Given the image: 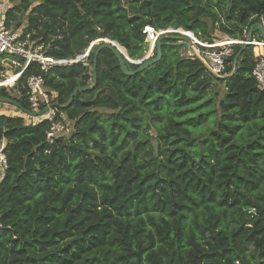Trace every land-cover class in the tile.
<instances>
[{
    "label": "trees",
    "instance_id": "obj_1",
    "mask_svg": "<svg viewBox=\"0 0 264 264\" xmlns=\"http://www.w3.org/2000/svg\"><path fill=\"white\" fill-rule=\"evenodd\" d=\"M11 1L7 26L16 14L25 20L19 41L72 63L44 72L31 62L16 96L0 88V103L21 113L0 112V264H264V91L252 76L254 47L234 45L225 75L238 55L235 73L222 79L181 52L179 34H167L160 61L133 76L108 49L94 68L92 45L116 43L132 73L148 51L146 26L211 45L215 31L241 41L248 25L261 42L264 0ZM4 60L24 64L0 54V73ZM30 76L42 77L56 121L70 124L51 145L49 122L31 127L24 114ZM12 82L11 74L1 83ZM85 86L93 87L65 107Z\"/></svg>",
    "mask_w": 264,
    "mask_h": 264
},
{
    "label": "built area",
    "instance_id": "obj_2",
    "mask_svg": "<svg viewBox=\"0 0 264 264\" xmlns=\"http://www.w3.org/2000/svg\"><path fill=\"white\" fill-rule=\"evenodd\" d=\"M9 3L7 0H0V54L17 56L24 60V64L21 66L19 73H14L13 84L9 87H14L18 81L21 73L27 68L31 62H36L40 65L42 71L46 72L52 66L69 65L72 62H58L51 59L44 58L41 54L34 53L31 50L25 48V45L19 41V37L15 34L6 24V13L8 11ZM247 28L244 27L243 33H247ZM143 33L146 36V42L149 45L154 46L159 36V32L155 31L149 26L143 29ZM241 41L225 40L227 43H213L211 45H203L205 48L195 49L197 58L201 61L207 71L213 76L222 77L225 75L227 60L233 55L234 45H244L255 47V41L248 40L243 37ZM255 45V46H254ZM262 49L264 48V41L260 43ZM192 48L193 45L191 44ZM188 49V48H187ZM256 63L252 70V76L257 82L259 88L264 91V52L255 56ZM79 61V60H76ZM14 63V61H11ZM19 65V64H18ZM27 85V100L30 108V113L37 114L36 116H30L32 118L30 126L34 127L39 122H49V128L45 133V140L48 145H51L53 141L59 136L66 134L70 131V124L68 122L56 121L57 111L54 108V104L50 103L47 94L43 89L44 81L41 76H30L26 81ZM1 87V86H0ZM34 118H39L35 121ZM4 141H0V180L4 177L7 170V160L3 153Z\"/></svg>",
    "mask_w": 264,
    "mask_h": 264
},
{
    "label": "rangeland",
    "instance_id": "obj_3",
    "mask_svg": "<svg viewBox=\"0 0 264 264\" xmlns=\"http://www.w3.org/2000/svg\"><path fill=\"white\" fill-rule=\"evenodd\" d=\"M8 3H9V7L10 6H13V2L11 0H7ZM8 7V8H9ZM24 16L22 14H16V17L15 19L13 20V22L11 23V25L9 26V29H11L15 34L18 35V37L20 38V35L22 33V29L24 28ZM175 31V30H174ZM173 30H164V31H159V35L161 34H164V35H167V34H179L180 36L186 38V40H181L180 42H182L186 47L187 46H190L191 44L193 45V49H197L198 47L200 48L203 47L205 48L206 46H203V45H207V44H204V43H201L200 41L196 40L193 35L191 33H185L181 30H179L178 32H174ZM243 32V31H242ZM243 34V37L247 38L248 39V35L247 33H242ZM216 36V37H215ZM214 37H215V42L214 43H224L226 42L225 40H228V38H226L224 35L220 34L218 31H215L214 32ZM252 40L255 41V47L253 48V55L254 57L257 56V54H262L263 53V49L260 45V43L262 42H256L257 40H259L258 36L255 34L253 37H252ZM234 41H240V40H234ZM20 42L24 45H28V50H31L32 52L34 53H37L39 52V49L38 48H33L32 44H28L27 42H22L20 40ZM99 41H96L94 42L93 44H96V43H99ZM260 48V50H259ZM153 51H154V46L152 45H149L148 44V51L146 53V55L144 56L143 60L144 59H147L149 57H153ZM181 52H183L184 55L188 56V53L191 54V52L186 48H182ZM88 53V52H87ZM87 53L80 57L79 59L77 60H81L82 58H84L85 56H87ZM39 54V53H38ZM127 57L126 53L123 54ZM128 58V57H127ZM141 61H138L137 63H139ZM19 62L14 60V63L8 61V60H4L1 62V66L4 68V72L0 73V88H6L9 92H10V95L12 97L16 96V92L12 91L11 90V87L9 86H2L3 81H6V79L8 78V75H11V74H14L15 70L19 67H21L22 65H18ZM221 78V77H220ZM215 92L218 94V97L215 99L216 102H218L219 100H221L224 96V88H223V85L219 84V83H216L215 85ZM0 112L1 113H6L8 115H14V114H21L20 112H18L14 106H11L10 104H6L5 102L3 103H0ZM35 121H38L39 118H34ZM149 135L150 136H155V133L153 132V130H151L149 132ZM154 143V141H152Z\"/></svg>",
    "mask_w": 264,
    "mask_h": 264
},
{
    "label": "water",
    "instance_id": "obj_4",
    "mask_svg": "<svg viewBox=\"0 0 264 264\" xmlns=\"http://www.w3.org/2000/svg\"><path fill=\"white\" fill-rule=\"evenodd\" d=\"M256 27L259 29V31L261 32L262 37L264 39V27H263V25L262 24H256ZM252 29H253V27L250 28V31H249V34H248V40L251 39V31H252ZM165 38H166V35H164V34H161V35L158 36V38H157V40L155 42V45H154V49L156 51L155 56L154 57H149L147 59H144L142 62H139V67L134 72H132V73L127 70V68L125 66V63H124V60H126L128 62H132V61L130 59H128L125 55H123L120 52L119 48H121V47H119L114 42H111V41H108V40H106V41L100 40L99 43H96V44H99V46H98V48H97V50L95 52V57H94V60H93V63H94L93 67L95 68L96 57L100 53V51L103 50V49H108V50H110L112 52V54L117 59L118 64H119V67H120L122 73L125 76H133V75H136V74L144 71L145 69L149 68L150 66L154 65L158 61H160V59L162 57V53H161V41L163 39H165ZM92 45H95V44H92ZM187 48L191 52V54L193 56L197 57V55L195 53V50L192 48L191 45L190 46H187ZM263 52H264V48H263ZM237 58H238V55L235 56L234 59H233V65H234V67H233V70L231 71V73L222 76L221 77L222 79H226V78H229V77H231V76L234 75V73H235V66L237 64ZM214 77L220 78V77H217V76H214ZM92 87L93 86H85V87H77V88H75L73 90V92H72L69 100H68V103L65 105V107H68L71 104V102H72V100H73V98H74V96H75V94L77 92L88 91V90L92 89ZM1 101L2 102H6V103H10L11 105H16L15 102H13V101H8V100H1ZM24 114H26L28 116H36L37 115V114H32V113L27 112V111L24 112Z\"/></svg>",
    "mask_w": 264,
    "mask_h": 264
},
{
    "label": "bare ground",
    "instance_id": "obj_5",
    "mask_svg": "<svg viewBox=\"0 0 264 264\" xmlns=\"http://www.w3.org/2000/svg\"><path fill=\"white\" fill-rule=\"evenodd\" d=\"M103 41H106V40H103ZM224 43H227V42H224ZM122 53V52H121ZM123 54V53H122Z\"/></svg>",
    "mask_w": 264,
    "mask_h": 264
}]
</instances>
